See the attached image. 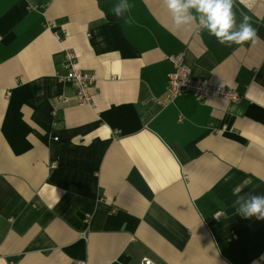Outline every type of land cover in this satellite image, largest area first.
Wrapping results in <instances>:
<instances>
[{"label":"crops","instance_id":"1","mask_svg":"<svg viewBox=\"0 0 264 264\" xmlns=\"http://www.w3.org/2000/svg\"><path fill=\"white\" fill-rule=\"evenodd\" d=\"M120 3L0 0V260L264 264V220L235 204L264 195V0L234 9L237 28L247 15L258 30L254 46L177 30L162 0H129L126 24ZM65 49L96 78L93 108L57 77ZM178 55L239 100L160 105ZM59 95L70 102L53 126Z\"/></svg>","mask_w":264,"mask_h":264},{"label":"clouds","instance_id":"2","mask_svg":"<svg viewBox=\"0 0 264 264\" xmlns=\"http://www.w3.org/2000/svg\"><path fill=\"white\" fill-rule=\"evenodd\" d=\"M162 2L169 13L173 27L177 30L186 29L195 23L210 36L215 37L221 45H243L251 42L254 46L260 41L258 30L253 27L249 16L242 15L237 28L234 11L236 0H162ZM134 7L135 5L129 3V0H121L120 4L113 6L112 14L117 19L124 18L126 24H132L134 20L130 13ZM235 204L239 205L236 208L238 215L264 220V195H241ZM0 264L5 262L0 260Z\"/></svg>","mask_w":264,"mask_h":264},{"label":"built area","instance_id":"3","mask_svg":"<svg viewBox=\"0 0 264 264\" xmlns=\"http://www.w3.org/2000/svg\"><path fill=\"white\" fill-rule=\"evenodd\" d=\"M202 28L196 24L195 33H198ZM54 36L57 39L62 38V32L54 31ZM168 60L173 65V71L168 75V85L166 96L160 105L165 106L174 101L177 97L189 93L197 101H205L208 99H221L230 103H235L239 100L238 93L231 88L214 86L209 84L205 79L194 78L191 75L190 69L184 64L182 55L169 57ZM77 55L70 49H65L59 56V65L57 77L60 81L70 86L74 91L75 103L79 106L85 105L90 108L94 107V90L96 78L92 73L82 71L77 67ZM70 98L66 95H59L52 103V118L53 126L57 125L58 112L63 105H67ZM54 141L58 138L54 137ZM57 162L50 163V168L57 167ZM219 213L214 215L217 219ZM84 222H88V217L84 218ZM84 264V263H79ZM142 264H155L151 260L144 258Z\"/></svg>","mask_w":264,"mask_h":264}]
</instances>
